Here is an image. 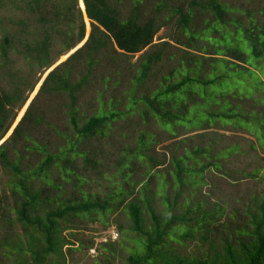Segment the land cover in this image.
<instances>
[{"label":"trees","instance_id":"1","mask_svg":"<svg viewBox=\"0 0 264 264\" xmlns=\"http://www.w3.org/2000/svg\"><path fill=\"white\" fill-rule=\"evenodd\" d=\"M81 1L83 14L77 8V0H33L34 7L40 8L36 24L41 36L34 39L32 45L25 46V53L28 55L24 57L34 65L46 70L52 64L48 59V50L50 26L54 22L62 20L68 25L62 37L65 52L82 40L83 16L88 22L89 33L77 49L46 73L36 92V95L66 94L68 130L64 135L65 144L57 151L49 152L33 141L27 148L43 154L35 164L25 167L21 165L19 156L11 157L10 154L14 152V146L20 139L28 138L29 126L37 124L41 118L31 109L32 101L9 136L0 143V169L9 175L6 182L12 198L9 205L6 201L8 196L0 194V220L10 226L17 224L26 236L31 235V243L37 246L26 249L14 247L13 250L19 256L17 264H55L58 259L63 262L61 247L71 246L72 243L65 240L61 232L71 227L75 218L86 217L89 221H101V218L106 219L118 210L125 211L130 222L129 231L135 234L134 242L141 248L139 252L129 254L125 258V264H264V200L257 206V216L250 217L252 220L246 225L251 228L235 229V233L222 240L221 248L217 250L211 249V252L202 257H194L181 255L171 245L183 244L185 239L193 238L195 232H199L201 240L205 241L208 227L213 225L222 212V209L215 206L204 209L202 202L188 197H183L182 203L176 199L169 203L166 196L174 183L180 187L185 184L194 186L201 182L197 177H201L205 168L201 159L206 160L209 156L208 148H192L184 156L170 158L172 170L166 168L165 172L154 171V168L164 165V158L159 161L149 158L146 149L154 141L152 136L145 138L141 133L135 146L120 151L111 174L116 180L110 182L109 191L102 196L82 188L90 180L77 171L76 164V159L80 158L82 169L96 168L100 161H93L94 153L89 149L79 148V145L108 135L118 119L131 113H135L143 123L147 122L149 116L153 117L170 135H174L177 127L185 130L191 127L200 130L208 128L207 123L200 120L202 113L209 107H204L205 86L220 79L221 69L230 64L245 68L236 64L245 63V48H249L254 58L264 56V20L254 19L252 13H248V23L244 25L236 17L229 16L232 9L218 0H190L184 8L159 0L153 5L152 13L143 19L137 12V5L141 0H133L125 15L110 0ZM47 5L52 9V22L45 17ZM162 9H165L166 14L159 17ZM258 14H262V10ZM170 23L185 38L183 42L176 40L175 43L185 49L172 68L159 78L157 88L135 95V90L142 84L145 85L151 77L154 66L172 57L166 52L167 42L162 41L159 45L152 43L156 32ZM73 27L74 32L71 29ZM214 34H218V37ZM196 40L205 42V45H197ZM8 47V39L4 36L0 42L3 59ZM107 47L125 55L138 53L132 65L134 74L127 90L124 108L119 109L118 100L112 97H108L103 103L101 94H98L97 106L89 113H84L76 105V94L98 64L96 55L104 52ZM200 53L207 55L204 59H209L212 67L204 74L200 73V57H203ZM79 60H83L84 74L72 83V67ZM17 93V87L10 91H0V139L14 119L12 108L16 103V108L24 103V99L18 102ZM194 122L197 124H193ZM168 124L172 125V130L168 129ZM215 157L213 156L209 165L218 169L219 164L217 167L213 164L217 160H214ZM186 159H192L197 167L182 165ZM139 168L141 170L138 171ZM136 172L140 178L135 181ZM154 177L158 181L152 185ZM170 179L173 183H170ZM181 193L176 190L174 197ZM151 195L163 198L165 211L160 216L153 208ZM178 207L182 208L180 214L174 213ZM144 213L150 225H144ZM102 224L106 227L108 221L105 220Z\"/></svg>","mask_w":264,"mask_h":264},{"label":"rangeland","instance_id":"2","mask_svg":"<svg viewBox=\"0 0 264 264\" xmlns=\"http://www.w3.org/2000/svg\"><path fill=\"white\" fill-rule=\"evenodd\" d=\"M110 1L125 15L130 10L133 0ZM158 1L141 0L137 5L139 17L143 19L149 16L153 5ZM189 1L166 0V3L184 8ZM218 1L231 8L228 15L236 17L244 25L248 23V13H252L254 19L264 20V0ZM77 8L81 11V0H77ZM39 10L40 8L34 7L33 0H0V42L4 36L9 42L4 59L0 54V91H10L17 87L18 102L24 99V103L19 108H16L17 103L12 108V113L15 114L14 119L10 122L0 142L9 136L30 101H32L31 109L41 116L37 124L29 126L28 138L22 137L14 146V152L10 154L12 158L19 156L23 167L35 164L42 157L41 151L27 148L32 145L33 141L44 146L49 152H55L65 144L64 135L68 130L65 115L66 94L36 95V92L47 71L65 60L68 54L85 41L89 33L88 22L83 16V38L71 50L65 52L62 37L68 25L62 20L54 22L50 26L51 39L48 50V59L52 64L44 70L24 57L28 55L25 53V46L32 45L33 40L41 36L40 28L36 24ZM45 10V17L50 18L51 7L47 5ZM261 10L262 14H258ZM165 14V9H162L158 16L162 17ZM71 29L74 32V27ZM214 36L218 37V34ZM184 39L173 23L161 27L156 32L152 43L159 45L162 41L167 42L166 52L172 57L154 66L151 77L145 85L142 84L135 90V95L145 94L158 87L159 78L172 68L182 50L185 49L175 41L183 42ZM196 42L199 46L205 45L203 41L196 40ZM206 48L208 49L207 46ZM243 53L246 56L245 63L236 62V64L245 68L230 64L221 69L220 79L204 88V107L206 105L209 107H206L207 113L203 112L200 120L206 122L208 128L200 130L191 127L185 130L177 127L174 135H170L153 117L149 116L147 122L143 123L135 113H131V115L118 119L114 123V129L108 135L93 138L79 145V148L89 149L94 153L93 161L97 159L100 161L96 168L82 169L80 158L76 159L77 171L90 180L82 188L99 196L108 192L111 187L110 182L116 180L111 177V174L120 151L135 146L136 139L141 133L145 138L152 136L151 139L154 141L146 149L149 158L156 161L164 158V165L154 168V171L165 172L166 168L172 170L170 158L184 156L192 148L209 149L207 159H201L205 167L201 177H197L201 182L194 186L185 184L180 187L174 183L173 188L167 191L166 196L169 203H172L174 199L182 203L183 197H188L193 201L202 202L204 209H211L214 206L222 209L218 219L208 227L209 232H206L205 241L201 240L199 232H195L193 238L185 239L181 245L171 243L181 255L202 257L205 253L211 252V249L221 248L222 240L229 237L231 233H235V229L251 228L246 225L252 220L250 217L257 216V206L264 200V56L254 58L249 48H245ZM200 55L203 56L200 57L202 58L200 73L204 74L212 67L209 65L210 60L204 59L207 55L203 53ZM137 56L138 53L125 55L116 49L113 52L110 47L96 55L98 64L91 70L84 86L76 94L78 108L84 113H89L97 106L96 96L101 94L103 103L108 97H112L118 100V108L123 109L127 90L133 79L132 65ZM83 74V60H79L72 67L70 82H76ZM211 76L213 77L212 74ZM200 91L203 90L200 89ZM103 106L105 108L104 104ZM167 127L172 130L171 124ZM213 156H216L214 160L217 159L213 164L215 167L219 164L218 169L209 165ZM182 165L197 167V163L192 159H186ZM8 178L9 175L0 169V194L8 196L6 201L10 205L12 198L9 196L7 187ZM139 178L136 172L135 181ZM154 178L152 185L158 181L156 177ZM170 183H173L172 179ZM176 190L182 193L174 197ZM152 198L153 208L160 216L165 211L163 198L157 196H152ZM181 212V207L174 211L176 214ZM101 219V221H89L86 217L75 218L74 224L61 232V236L72 244L71 246L62 245L63 262L58 259L55 264H125V258L129 254L141 250L134 242L135 234L129 231L130 222L124 210H118L108 215L106 219ZM105 220L108 221L106 227L102 226ZM143 222L145 226L150 225L145 213ZM109 228H113L117 233L116 239L100 241L102 236H106L104 232ZM30 237L31 235L26 236L17 224L10 226L0 220V264L19 262V256L17 251L13 250L14 247L23 249L37 247L31 243ZM102 246L104 248H101ZM26 256L28 257L29 254ZM43 264H49V262Z\"/></svg>","mask_w":264,"mask_h":264},{"label":"built area","instance_id":"3","mask_svg":"<svg viewBox=\"0 0 264 264\" xmlns=\"http://www.w3.org/2000/svg\"><path fill=\"white\" fill-rule=\"evenodd\" d=\"M104 234H105L106 236H102V237L100 238V241H102V242L106 241L107 239L113 241V240H115L116 237H117V233L114 231L113 228H109V229H107V230L104 232Z\"/></svg>","mask_w":264,"mask_h":264},{"label":"water","instance_id":"4","mask_svg":"<svg viewBox=\"0 0 264 264\" xmlns=\"http://www.w3.org/2000/svg\"><path fill=\"white\" fill-rule=\"evenodd\" d=\"M81 3H82V1H81ZM79 7H80V6H79ZM80 9H81V12L83 13V12H84V11H83V5H82V8H80ZM77 48H78V47H77ZM77 48H75V49H77ZM75 49H74V50H75ZM74 50H73V51H74ZM68 55H69V54H68ZM66 57H67V56H66ZM56 65H57V64H56ZM56 65H54L53 67H51L48 71H50L51 69H53ZM48 71H47V72H48ZM45 75H46V74H45ZM3 141H4V140H3ZM3 141H2V142H3ZM2 142H0V143H2Z\"/></svg>","mask_w":264,"mask_h":264}]
</instances>
